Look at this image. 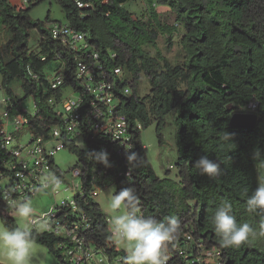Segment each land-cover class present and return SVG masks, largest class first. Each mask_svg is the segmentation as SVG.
I'll list each match as a JSON object with an SVG mask.
<instances>
[{
  "label": "trees",
  "instance_id": "obj_1",
  "mask_svg": "<svg viewBox=\"0 0 264 264\" xmlns=\"http://www.w3.org/2000/svg\"><path fill=\"white\" fill-rule=\"evenodd\" d=\"M44 1L28 0L21 6L0 0V84L11 102L10 115L28 116V129L34 135L47 136L57 127L64 149L78 160L71 170L79 163L86 166L80 176V189L71 198L76 209H64L68 214L61 218L88 225L85 238L96 251L110 257L125 255L112 241L107 217L92 196L91 174L95 167L104 184L115 186V194L124 188L132 190L137 198L135 208L126 211L157 221L175 216L179 229L174 240L180 246V234L191 224L193 239L200 240L205 248L219 250L222 264H264V235L259 234L264 213L246 210V199L257 187L258 176L264 177V0H145V19L123 7L128 0H79L84 5L81 8L74 0H54L66 24L85 34L88 48L83 51L69 49L50 37L45 25L49 13L45 22L30 17V12ZM159 6L173 14L172 24L162 21ZM180 29L184 58L180 65H172L158 48L157 38L165 37L169 49ZM32 30L40 36L36 51L28 47ZM92 51L98 57L95 70L101 66L114 85L116 112L126 118L129 177L118 175L119 170H126L125 159L116 156L112 141L91 139L83 127L81 148L75 137L62 131L65 118L56 108L62 97L82 96L81 114L88 106L91 95L78 81L76 65L80 60L92 63L86 57ZM50 61H58L54 72L63 67L64 82L56 90L51 89L50 75L44 71ZM115 69H120L119 76L114 74ZM141 74L150 87L149 95L143 98L136 95ZM13 84L19 85L21 98L16 96ZM125 87H129L130 94L123 93ZM28 98L33 101L34 115L22 108V101ZM251 102L256 105L255 126L231 127L233 112L247 108ZM230 106L234 109L229 110ZM169 114H173L176 126L175 179L168 177L169 171L164 178L155 175L140 140L141 131L153 121L158 144L162 145ZM103 142L116 162L107 167L91 157L102 152ZM132 153L137 160L130 162ZM204 155L220 165L218 176L202 175L194 167ZM224 202L232 205L231 214L238 224L248 223L257 233L238 247H223L214 230V213ZM0 221L9 228L17 227L1 199ZM32 229L35 243L64 264L68 240ZM174 259V263L185 264L182 257Z\"/></svg>",
  "mask_w": 264,
  "mask_h": 264
},
{
  "label": "built area",
  "instance_id": "obj_2",
  "mask_svg": "<svg viewBox=\"0 0 264 264\" xmlns=\"http://www.w3.org/2000/svg\"><path fill=\"white\" fill-rule=\"evenodd\" d=\"M28 0H20L19 5L25 6ZM78 7L84 5L79 0H74ZM50 37L57 40L61 45L75 51H83L88 48L85 40V34L71 28L68 24L53 23L48 28ZM81 42L82 44H78ZM86 57L92 60L86 62L80 60L76 65V77L91 97L88 100V106L80 113L83 98L79 94H70L62 97L58 102L57 113H62L65 118L64 129L70 137L81 138L82 130L88 129L91 139L110 140L114 145L113 151L116 156L125 159L126 170H119V176L129 177V167L126 162L130 149L129 137L126 128V118L124 115L116 112L117 98L113 92L114 85L106 73L98 66L95 70L97 54L93 51ZM44 58H42L43 60ZM114 74L119 76L120 69H115ZM48 81L52 90H56L64 82L63 67H59L56 72L48 76ZM124 94H130L129 87L123 89ZM52 101H50L51 103ZM11 106L10 99L5 93V89L0 84V179H6L4 187L0 191V199L5 207L11 212L14 211L13 205L25 203L29 197L46 188L51 187L53 194L55 186L46 182L45 178L49 175H55L59 178L60 184L63 183V175L59 169H56L53 157L56 152L64 149L61 132L56 127L51 129L47 136L34 135L28 129L29 117L25 115L13 116L8 113ZM255 103L251 102L248 107L255 109ZM60 107V109H59ZM35 108V107H34ZM27 112V111H25ZM29 113V112H27ZM36 113H29L34 115ZM141 129V125L137 124ZM28 134V139L23 140V136ZM102 152L107 153L104 142L100 144ZM112 150L110 152L114 153ZM109 163L115 164L108 154ZM79 167L72 171L73 176L80 177L85 171V164L79 163ZM174 166H169L173 169ZM91 174V186L96 180L98 186L103 187L104 180L100 178V173L94 167ZM96 169V170H95ZM59 184V185H60ZM92 193V192H91ZM93 196V193H92ZM75 210L73 199L62 200L59 205H55L48 212L41 216L30 217L28 222L33 227L41 224L42 232L52 233L68 240L69 245H65L64 264H89L94 257L96 264H125L126 254L110 257L107 254L100 253L87 242L84 231L88 225H80L78 221H68L61 218L66 217L68 213L64 209ZM139 215H141L139 213ZM82 222H86L82 219ZM108 230L111 233L110 219L106 218ZM83 227V228H82ZM186 231L180 234V246L176 240L166 242L161 250V264H179L174 263V258L182 257L185 264H222L220 261V251L214 247L205 248L200 240H194L192 236L193 228L191 224L185 226ZM112 237V234H111ZM179 238V237H178ZM176 239V238H175Z\"/></svg>",
  "mask_w": 264,
  "mask_h": 264
},
{
  "label": "rangeland",
  "instance_id": "obj_3",
  "mask_svg": "<svg viewBox=\"0 0 264 264\" xmlns=\"http://www.w3.org/2000/svg\"><path fill=\"white\" fill-rule=\"evenodd\" d=\"M123 7L130 13H133L134 16L145 19L147 15V7L145 0H128ZM157 12L159 13L163 22L172 24L174 21L173 14L165 7H157ZM47 13H49L48 21H46V27L49 28L53 23H66L64 13L61 11L60 7L54 0H46L35 7L30 12V17L34 20H39L45 22ZM182 35V30L180 29L179 34L175 35L172 39V45L167 49L165 43V37L159 36L157 38V45L162 54L169 59L172 65H180L184 58V51L180 44V39ZM40 39V36L37 31L32 30L29 33L28 47L30 50H37V43ZM78 44H82L79 42ZM148 51L153 55L154 51L148 49ZM58 66V61H50L46 64L44 69L45 73L52 75L54 69ZM13 90L18 98H21L23 93L17 84L12 85ZM183 88V85H180ZM149 83L147 78L144 75L139 77V85L136 89V95L140 98H143L149 95ZM66 92H69L68 90ZM22 108L29 112H35L33 101L31 98L22 101ZM229 109L233 110V106ZM233 113L241 114H255V111L252 108H241L235 110ZM175 133L176 126L173 121V114L166 116V125L162 131L163 143L162 145L158 144L157 137L155 134V123L152 121L151 124L141 131V143L144 147V152L147 161L151 165L155 175L158 178H164L166 176V171H169V178L175 179L176 168L169 169V166H174L177 158V149L175 146ZM29 135L25 134L23 140L28 139ZM75 143L79 147H83L82 140L78 137L75 139ZM55 165L58 167L60 173L64 176L63 183L58 187L55 186L54 190L57 191V194H53L50 188L43 189L38 191L36 194L31 196L25 203H28L32 206L31 217L41 216L42 214L48 212L55 205H59L62 200H69L73 195L80 189V177L73 176L72 171H70L74 165L77 164V158L69 153L66 149H62L55 153L53 157ZM96 170V169H95ZM6 179H0V191L4 187ZM116 189L114 185L105 184L103 187L98 186L97 181L94 180L92 184V193L95 203L99 206L101 211L106 215L108 219L114 215L121 214L126 211L125 208H121L117 212H112L107 204L115 194ZM11 217L15 222L16 226H23L25 223L29 227L35 228L36 230H41V224H37L36 227H33L29 224L28 220H24L15 214V209L11 212ZM1 223V221H0ZM112 241L116 244L118 249L122 250L126 254V250L123 245L117 244L115 239L112 236ZM89 262V264H96V259ZM64 260L66 258L64 257ZM0 264H4L3 256L0 254ZM31 264H60L58 259L48 253L47 249L41 245L34 244L33 256Z\"/></svg>",
  "mask_w": 264,
  "mask_h": 264
},
{
  "label": "clouds",
  "instance_id": "obj_4",
  "mask_svg": "<svg viewBox=\"0 0 264 264\" xmlns=\"http://www.w3.org/2000/svg\"><path fill=\"white\" fill-rule=\"evenodd\" d=\"M225 136L229 139L227 134ZM91 157L105 167L109 166L106 152L95 153ZM128 160L136 161L135 153L129 155ZM194 167L208 177L218 176L221 171L220 165L207 155L201 156ZM45 180L56 187L60 184L55 175H49ZM136 199L131 189L124 188L113 195L107 207L114 213L122 207L132 209L135 208ZM13 206L15 214L20 218L28 220L31 217L33 209L30 204ZM246 210L250 213H264V177L258 176L257 187L246 199ZM231 212L232 205L224 202L213 216L214 230L221 237L223 247H238L257 234L248 223L238 224ZM110 226L116 243L123 245L126 250L125 264H161V250L166 242L175 238L179 221L175 216L166 218V221H157L153 217L136 215L134 211H125L114 215ZM261 229L259 234L264 235V225H261ZM34 244L33 229L27 223L15 228L0 223V254L4 264H31Z\"/></svg>",
  "mask_w": 264,
  "mask_h": 264
},
{
  "label": "water",
  "instance_id": "obj_5",
  "mask_svg": "<svg viewBox=\"0 0 264 264\" xmlns=\"http://www.w3.org/2000/svg\"><path fill=\"white\" fill-rule=\"evenodd\" d=\"M256 122L257 116L255 114L233 113L230 117L229 125L233 128L251 129Z\"/></svg>",
  "mask_w": 264,
  "mask_h": 264
},
{
  "label": "crops",
  "instance_id": "obj_6",
  "mask_svg": "<svg viewBox=\"0 0 264 264\" xmlns=\"http://www.w3.org/2000/svg\"><path fill=\"white\" fill-rule=\"evenodd\" d=\"M20 0H10L12 4H18Z\"/></svg>",
  "mask_w": 264,
  "mask_h": 264
}]
</instances>
